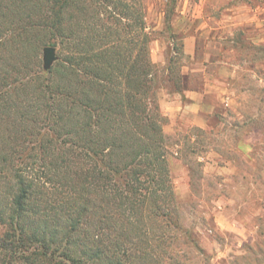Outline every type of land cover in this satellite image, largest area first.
<instances>
[{
    "label": "trees",
    "instance_id": "obj_1",
    "mask_svg": "<svg viewBox=\"0 0 264 264\" xmlns=\"http://www.w3.org/2000/svg\"><path fill=\"white\" fill-rule=\"evenodd\" d=\"M141 2L0 0V264H208L173 189Z\"/></svg>",
    "mask_w": 264,
    "mask_h": 264
},
{
    "label": "rangeland",
    "instance_id": "obj_2",
    "mask_svg": "<svg viewBox=\"0 0 264 264\" xmlns=\"http://www.w3.org/2000/svg\"><path fill=\"white\" fill-rule=\"evenodd\" d=\"M141 4L153 37L149 48L157 66L159 108L164 96L182 93L188 83L200 86L199 64L192 73L182 67L183 39L192 34L199 44L201 26L207 25L204 31L211 28L213 42L225 37L221 43L227 51L226 65L219 68L213 62L205 71L230 76L232 65L241 67L234 81L236 98L222 115L217 114L211 127H197L180 116L170 119L160 108L162 131L168 139L170 176L182 223L194 232L208 264H264V96L258 82L264 41L262 28H238L232 19L264 16V0H142ZM218 27H223L220 33ZM43 42L37 43L35 55L41 69L42 49L51 46ZM53 47L58 61L59 46ZM204 47L207 52L206 43ZM216 50L210 45L213 55Z\"/></svg>",
    "mask_w": 264,
    "mask_h": 264
},
{
    "label": "crops",
    "instance_id": "obj_3",
    "mask_svg": "<svg viewBox=\"0 0 264 264\" xmlns=\"http://www.w3.org/2000/svg\"><path fill=\"white\" fill-rule=\"evenodd\" d=\"M233 21H238L234 24L235 27H260L262 28V39L264 41V16H248L243 17H233ZM246 23V24H245ZM246 25V26H245ZM201 26V34L199 44L197 43L195 35H187L183 39V55L185 58V64L183 65V70L188 73L196 71V65L199 64L200 71L203 75V80L199 87H194L192 84L188 83L186 89L182 93H177L173 97L164 96L160 100V108L163 114L170 118L175 119L178 116L184 119L186 122L195 125L200 128L211 127L217 121V114L222 115L226 108L233 102L236 98V91L234 89V81H236L237 69L241 67L239 65H232L231 75H224L221 72H217L216 76H212L205 71L206 67L213 62H216L217 66L222 68L226 65L223 61L225 54H227L221 41L225 37H217V41H212L211 28L208 31H204ZM223 29V27H218V30ZM206 34V37L204 35ZM217 35V34H216ZM152 42V41H151ZM208 49L207 52L204 51V44ZM199 45V46H198ZM210 45H215L216 55H213L209 51ZM234 51L235 49H231ZM264 54V48L262 50ZM221 56V57H220ZM222 58V59H221ZM251 66L255 67L252 63ZM262 74L258 82L261 83L263 88L264 96V58L261 64ZM247 69L248 72H252L253 69ZM186 75V74H185ZM239 79V78H238Z\"/></svg>",
    "mask_w": 264,
    "mask_h": 264
},
{
    "label": "water",
    "instance_id": "obj_4",
    "mask_svg": "<svg viewBox=\"0 0 264 264\" xmlns=\"http://www.w3.org/2000/svg\"><path fill=\"white\" fill-rule=\"evenodd\" d=\"M43 69L48 71L57 61L56 49L53 46H45L42 49Z\"/></svg>",
    "mask_w": 264,
    "mask_h": 264
}]
</instances>
